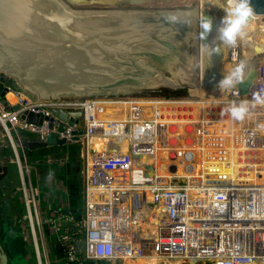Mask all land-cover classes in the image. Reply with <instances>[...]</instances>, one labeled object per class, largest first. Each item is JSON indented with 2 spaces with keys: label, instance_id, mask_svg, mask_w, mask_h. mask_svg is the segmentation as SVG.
<instances>
[{
  "label": "built area",
  "instance_id": "1",
  "mask_svg": "<svg viewBox=\"0 0 264 264\" xmlns=\"http://www.w3.org/2000/svg\"><path fill=\"white\" fill-rule=\"evenodd\" d=\"M204 54L199 42L197 79L205 90L203 97L190 94L179 98L123 96L34 101L4 84L7 92L2 99L8 108L0 100V126L9 138L12 156L0 157V178L8 176L11 166L15 167L18 184L12 195L22 207L13 225L20 230L24 241L31 236L37 248L36 236L44 238L46 233L50 234L61 252V264H125L126 259L149 253L166 260L183 257L212 264H264V164L257 162L256 158L261 157L255 154L262 151L264 155V103H250L247 123L253 122L250 119L253 114L262 119L257 125L244 129L245 124L238 133L246 155L241 160L242 166L237 161L242 159L240 153L231 164L223 159V166L214 163L197 166V150L200 162L208 126L229 117L225 112L223 116L219 114L210 119V113L216 110L212 105L218 103L221 110L222 105L233 98L251 101L255 95L264 97V60L258 64L257 77L247 93H241L236 85L231 90L218 89V94H210L203 87ZM241 57L239 47L232 45L227 59L238 64ZM192 100L199 107L205 104V113L197 122L192 111V120L184 134H176L179 128L170 121L174 116H171L170 105L177 102L180 107L183 101ZM113 105L122 106L125 113L113 111L108 116ZM15 106L19 109L13 110ZM57 111L64 112L66 120L58 117ZM77 111H81L80 118L73 116ZM24 113L37 115V122L21 119ZM60 126L65 129L59 132ZM254 127L258 129H252ZM11 131L18 140L19 132L41 142L56 133L57 140H65L66 145L83 146L80 152L84 166L82 211L42 206L41 191L32 180L38 161H29L25 148L15 142ZM192 133L199 136L197 143L201 145L200 149L195 148V153L191 149L166 152V145H176ZM97 138L106 141L104 150L98 153L89 148ZM124 142L127 144L121 151L119 147ZM161 150L166 153L163 159L169 161L170 166V172H165L173 176L166 181L157 168ZM215 152L222 158L217 146L209 158ZM46 161L48 164L66 162L63 158L51 157ZM217 166L232 170H220ZM180 168L185 174L181 179L177 177ZM219 172V176L228 180L217 182ZM237 174L238 178H234ZM150 217L154 219V232L149 238L146 234L150 230L144 234L142 226L153 222Z\"/></svg>",
  "mask_w": 264,
  "mask_h": 264
},
{
  "label": "water",
  "instance_id": "2",
  "mask_svg": "<svg viewBox=\"0 0 264 264\" xmlns=\"http://www.w3.org/2000/svg\"><path fill=\"white\" fill-rule=\"evenodd\" d=\"M168 0H130V7L76 8L77 0H0V100L11 86L34 101L46 99H103L125 97L160 88H193L181 82L179 87L166 82L175 75L166 64L170 56L154 53L138 44L141 30L158 31L167 28L173 36L186 28L194 34L196 46L199 39L197 4L190 8H149L135 6ZM253 14L264 15V0H251ZM174 16L175 20L168 19ZM153 33L156 35L157 33ZM180 39V38H178ZM182 46L183 41H179ZM172 47V46H170ZM166 51V47H163ZM223 48L217 45L215 53L209 49L204 54L203 87H216L223 74L219 65ZM139 60L143 67H152L158 73L145 77V71L135 68ZM182 60V59H181ZM137 66V65H136ZM199 67L195 68L197 75ZM257 77V67L251 69L244 82L237 86L247 93ZM197 78V77H196ZM177 80V78L175 79ZM198 80V79H197ZM8 108L7 103H5ZM19 107H13L18 110ZM62 120L67 115L56 112ZM81 117V111L73 113ZM21 119L36 123L38 116L24 113ZM42 119L39 120L41 122ZM78 120L71 119V122ZM65 129L59 127V132ZM15 142L29 151L66 146L65 140H57L51 133L44 142L30 135L11 131ZM10 141L0 126V150L10 148ZM3 153V152H2ZM0 264H12L1 241Z\"/></svg>",
  "mask_w": 264,
  "mask_h": 264
},
{
  "label": "bare ground",
  "instance_id": "3",
  "mask_svg": "<svg viewBox=\"0 0 264 264\" xmlns=\"http://www.w3.org/2000/svg\"><path fill=\"white\" fill-rule=\"evenodd\" d=\"M77 3H74L73 5L76 8H93V7H98V8H109V7H115L114 6V1L115 0H77ZM184 2L183 0H169L167 2L164 1H158V2H152V3H147L142 5L143 7H149V8H175L179 5H182ZM199 6L200 9V17L202 18L203 16L209 17L213 21V28L212 31L209 33V35L206 38V41H202L199 39L198 45L196 46L195 39H194V34L190 28H186L184 32L178 33L180 39L175 38V37H170L173 36L174 34L177 35L176 32L171 33L170 30H166L165 28L161 27L160 30L158 31H152L150 29H144L139 32L137 35L138 39V44L140 46H144V49H149L150 52L154 53H159L162 52L163 55H166L167 57L170 56L173 60L171 64L167 62L166 66L171 70V72L175 75L174 78H170L167 80L168 85L176 86L179 87V84L181 82L183 83H188L192 85V89L190 90V94L193 96H205V90L201 87L199 81L197 80V75L195 73V68L198 66V47H199V42H200V48L202 50V53H209L210 46L205 45V42L208 44H212L215 35H217V28L221 24V19L225 15V11L223 8L219 7L216 5L217 3L223 4L225 0H194L193 3H195ZM187 8V7H186ZM156 32L157 34L154 35L153 33ZM244 36L242 38H239L237 42L235 43L239 49H240V55L242 56V60L246 61V77L249 74L251 69H254L258 67V64L261 62V60H264V15H259V14H253L251 17L249 23L245 26L244 28ZM183 41L182 46H178V42ZM172 46V47H170ZM189 46L191 48H189ZM232 46V45H231ZM231 46H221L223 48V59L219 65V70L222 74H226L235 64L231 63L227 59V54ZM163 47H166V51H163ZM190 49H192V52L190 54ZM182 59V60H181ZM143 60H139L137 62V66L135 65V68L145 71L144 74H142L145 77H152L153 75H157V71L152 68V67H143L142 63ZM177 78V80H175ZM170 85V86H171ZM235 87V86H234ZM232 89V88H231ZM229 89V90H231ZM221 91V90H220ZM224 92V90L222 91ZM9 98L12 99L11 95H8ZM147 106H150L151 103H147ZM213 108L215 112L210 113L211 117L210 119L213 118V116L220 114V106L218 103H214ZM224 106V105H222ZM206 105H199L197 103H193V100L190 102L183 101L182 105L179 107V103L175 102L174 104L170 105V112L172 121L174 123L175 127H178L179 129H176L175 132L176 134H183L184 129L187 127V124L192 120V117H190L191 112L195 114L196 121L198 122L200 118L203 116L206 110ZM109 108V107H108ZM176 109H178L176 111ZM113 111L116 112V114H124L125 109L120 106V105H113L112 110H109L108 116H110ZM248 117L245 116L244 119L242 120H234L230 115L228 118H221L216 121L214 126L209 125L207 131L209 132L208 136L203 137L204 142L206 145H202L204 147V154L203 157H206L207 151L210 149L209 147V142L208 139L210 138L211 134L220 137L221 140H224L223 147L221 149L224 158H220L216 164L223 166V159H227L228 162L226 163H233L234 157L240 153L242 159H237L238 165L242 166L241 160L245 158V148L242 145V140L239 139L238 135L239 131L242 129L244 126V129L249 126H255L257 125V121H260L262 118L261 116H256L253 114V117L250 118L253 122L247 123ZM262 122L264 123V117L262 119ZM243 129V130H244ZM252 129L257 130L258 127H254ZM189 130V129H188ZM242 130V131H243ZM236 133H235V132ZM97 141L98 148H97V153L102 152L104 150V147L106 145V141L104 138H97L93 140L89 144V148L96 150L93 145V142ZM208 143V144H207ZM126 142L120 144L119 149L121 151H124V148L126 147ZM179 147L177 144L175 145V148ZM201 145L198 146L196 149H200ZM195 149V151H196ZM197 153L199 154V151L197 150ZM91 159V157H90ZM204 165H207L206 162L203 163ZM219 167V166H217ZM230 167V166H229ZM221 170L224 171H231V168H227L226 166L223 168H220ZM221 172L218 173V177L221 181H227V177H222L219 176ZM238 174L234 176V178H238ZM204 179V177L202 178ZM152 215V213H151ZM153 217V216H152ZM150 217V220L153 222H149L144 224L142 226L143 233L146 234L147 229L150 230V233H147L146 235L149 236V238L152 236L151 232H154V219ZM153 223V224H152ZM160 257L156 256L155 254H147V255H142L136 258L138 264H156L157 261L159 260ZM184 259L180 257L175 260H166L167 264H183ZM131 262H127L125 260V264H133V260L128 259ZM190 264H198L199 262H202L203 264H206V260H201V261H196L192 259H188ZM163 261V260H162ZM136 262V263H137ZM135 264V263H134Z\"/></svg>",
  "mask_w": 264,
  "mask_h": 264
},
{
  "label": "rangeland",
  "instance_id": "4",
  "mask_svg": "<svg viewBox=\"0 0 264 264\" xmlns=\"http://www.w3.org/2000/svg\"><path fill=\"white\" fill-rule=\"evenodd\" d=\"M183 1H186V2H184L182 5L177 6L178 8H180V7L181 8L182 7L183 8H186V7L190 8V7H192L193 5L196 4V2L193 3L194 0H183ZM114 3H115L114 4L115 7H130L131 6L130 5V0H115ZM144 4H147V2L146 3L144 2L143 4H140V3L138 4L137 3V4H135V6H141V5H144ZM189 48H191V47L189 46ZM189 51H190V54H191L192 49H190ZM191 89L192 88H190L188 86L184 87V88H179V89L160 88L158 90L147 91V92H143V93H137V94H134V95H131V96L132 97H140V96H158V97H161V96H167V97L179 98V97L189 96ZM207 92L210 93V94H213V93H217L218 94V90L216 88H209ZM116 97H119V96H116ZM191 139L195 140L196 143L193 142ZM198 139H199V136L198 135H194V133H192L190 135H187L186 138L180 139L178 141L177 146L179 145V147L175 148V145H166L167 147L165 148V150H166V152H169L168 150H171V151L177 150L178 151L180 149H187V150L191 149L193 151V153H195V148L200 146V144L197 143ZM239 139H241V135L239 136ZM208 140H209L208 142L210 144L209 145L210 149L207 151L206 157L201 158V156H200V162H199V154L197 155V158H198L197 166H199V167L204 166V164H203L204 162H206V164H212V163L216 164L217 161L220 159L218 157V155H216V152L213 153V156L211 157V158L215 157V159L209 158V156H210L209 154H211L212 152H214L216 150V146L218 148V151H221V149L223 148L221 146L223 145L224 140H221L220 137L215 136L213 134H211V136H210V138ZM91 145H93V147L96 149L95 151H97V148H98L97 141L96 142L94 141L93 144H91ZM82 148H83L82 145L73 144V145H66V146H63V147L38 149V150H35V151H30V152L28 150L26 153H27V157L29 158V161L31 163H34L35 161H38V164H36L37 168H40L43 165L47 166L48 163H47L46 160L49 157H51V158H53L55 160L59 159V157L65 158L66 161L68 160L67 162H69V166L66 165L65 167L62 166L60 168V165H64V164H66V162L64 164H60L57 161L53 162L52 164H49L48 166L52 167L56 171H59V172L63 173L64 175L67 174V168L69 167L70 171H69V173L67 175V181L72 182V181H76V180L79 181L78 178L80 176H79L78 173H80L81 170L84 167L83 163L81 161V158H80L79 169L78 170H77V168L75 169V166L73 164L72 154H73L74 149H77L79 152H81ZM56 150H58L61 154L59 155V153L55 152ZM3 151L8 152L7 153L8 157L12 156V152H11L10 148H6ZM20 154H21V151H20ZM221 154L223 155L222 151H221ZM255 154L259 158L261 157L260 160L258 158H256L257 162L261 161V163L263 162V164H264V155H263L262 151L256 152ZM3 155H6V154H3ZM160 156H161V159L158 160L157 168L160 169V173L159 174L163 178H166L165 179V181H166L167 179H169L170 177H173V176H172V174H167L165 172V171L170 172V166L168 165L169 161L163 159V158H165L166 153L161 150L160 151ZM209 160H210V162H209ZM14 170L16 171L14 166H11L9 168V172H8V176H7L6 180L10 184H12L13 181H14L15 183H14L13 186L15 187L18 184V178L17 177L15 178ZM261 170H263L262 167H261ZM178 173L179 174H177V177L179 179H181V178H183L185 176V174H182L183 173L182 168L179 169ZM219 178L220 177L217 176V182L221 181ZM32 180H33V183H35V174L34 173H32ZM12 191H13L12 189H7V191H6V193L8 195V201L10 203V204L7 205V208L10 210L9 211L10 212V223L13 222V219L15 218L17 213L20 211V207H22V204L20 202H18L17 200L15 201L14 199H12ZM83 206H84V202L82 204V201H80V203L77 204V210L82 211ZM144 224H146V223H144ZM126 261L127 262H131L128 259H126ZM188 261H189L188 259H184L183 264H190ZM136 262H137V260L133 259V264L134 263L138 264V262L137 263ZM13 264H23V263L18 258H15V261L13 262ZM156 264H167V263H166V261L164 259L159 258V260L157 261ZM198 264H203V263L199 262ZM206 264H212V263L211 262H207Z\"/></svg>",
  "mask_w": 264,
  "mask_h": 264
},
{
  "label": "crops",
  "instance_id": "5",
  "mask_svg": "<svg viewBox=\"0 0 264 264\" xmlns=\"http://www.w3.org/2000/svg\"><path fill=\"white\" fill-rule=\"evenodd\" d=\"M0 150V157L3 154L8 156L6 151ZM28 150L25 149V153ZM30 152V151H29ZM22 154V151H21ZM27 155V153H26ZM68 161V160H67ZM60 165L69 166V162ZM49 165V164H48ZM43 165L40 168L36 167L35 174V184L39 187L41 191V204L42 206H59L67 207L73 211L77 210V204L84 200L83 189H84V176L82 170L79 174V181H67V175L69 173V167L67 168V174H63L59 171L54 170L50 166ZM76 169V168H75ZM16 171H14L15 173ZM14 181L12 184L8 183L10 187L8 189H14ZM13 199V195H12ZM16 201V200H15ZM7 232L4 235V250L5 246L8 249V257L13 262L15 258L21 260L23 264H61L62 256L59 248L53 242V238L50 234L46 233L44 238L39 235L36 236L35 240L37 242V248L33 244L31 236L27 241L22 239L20 230L12 227L13 222L8 221ZM3 245V243H2ZM16 263V262H15Z\"/></svg>",
  "mask_w": 264,
  "mask_h": 264
},
{
  "label": "clouds",
  "instance_id": "6",
  "mask_svg": "<svg viewBox=\"0 0 264 264\" xmlns=\"http://www.w3.org/2000/svg\"><path fill=\"white\" fill-rule=\"evenodd\" d=\"M223 8L225 15L221 19V24L217 28V35L214 37L213 43L210 45L205 42V45L210 46L213 53L217 50V45L231 46L234 45L239 38L244 36V28L249 23L253 16L254 9L251 0H225L223 4L217 3ZM170 20H175L174 16L169 17ZM199 31L197 38L206 41L207 36L212 31L213 21L211 18L198 16L197 18ZM246 78V61L241 60L235 64L222 78L218 81L216 87L221 91L231 89L239 83L244 82ZM250 103H264V97L255 95L252 100L233 98L228 104L221 108V116L227 112L234 120H242L249 111Z\"/></svg>",
  "mask_w": 264,
  "mask_h": 264
},
{
  "label": "trees",
  "instance_id": "7",
  "mask_svg": "<svg viewBox=\"0 0 264 264\" xmlns=\"http://www.w3.org/2000/svg\"><path fill=\"white\" fill-rule=\"evenodd\" d=\"M7 176L3 177L2 179L0 178V223H1V241L4 246V235L7 232L8 228V221H10V210L7 208V205L10 204L8 201V195L6 193L9 184L8 181L6 180ZM12 227L13 224H12ZM5 250L8 252V249L5 246Z\"/></svg>",
  "mask_w": 264,
  "mask_h": 264
},
{
  "label": "flooded vegetation",
  "instance_id": "8",
  "mask_svg": "<svg viewBox=\"0 0 264 264\" xmlns=\"http://www.w3.org/2000/svg\"><path fill=\"white\" fill-rule=\"evenodd\" d=\"M55 152L59 153V155L61 154L58 150H56ZM59 157V156H58ZM62 158V157H59ZM65 159V158H63ZM72 159H73V164L75 166V168H77V170L79 169V164H80V152L77 149H74L73 154H72ZM9 261H11V263L13 264V261L9 259Z\"/></svg>",
  "mask_w": 264,
  "mask_h": 264
}]
</instances>
